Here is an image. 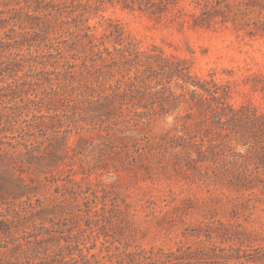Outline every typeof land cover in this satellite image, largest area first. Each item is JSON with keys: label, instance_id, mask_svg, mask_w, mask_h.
Returning a JSON list of instances; mask_svg holds the SVG:
<instances>
[{"label": "trees", "instance_id": "16d2710c", "mask_svg": "<svg viewBox=\"0 0 264 264\" xmlns=\"http://www.w3.org/2000/svg\"><path fill=\"white\" fill-rule=\"evenodd\" d=\"M109 5L180 28L232 24L252 37L264 36V0H0V264L264 262V233L233 223L206 222L191 235L196 246L181 243L168 251L131 250V244L113 250L107 245L110 234L102 231L106 254L91 252L97 244L83 247L73 234L63 244L41 231L57 225L55 217L66 205L80 208L79 197L87 211L99 213L100 204L105 210L106 193L91 190L33 201L47 187L31 175L33 167L52 184L72 183L54 173L51 163L60 165L74 152L73 135L85 140L84 150L100 141L98 150L109 157L124 151L137 162L158 155L177 167L181 159L207 182L264 192V113L232 103L231 83L218 80L216 72L200 75L187 57L155 43L143 47L103 16ZM95 18L105 25L101 34L91 23ZM170 116L176 125L185 120L183 135L153 136L150 129ZM86 133L93 134L92 142ZM124 203L130 212L132 205Z\"/></svg>", "mask_w": 264, "mask_h": 264}, {"label": "rangeland", "instance_id": "374dc122", "mask_svg": "<svg viewBox=\"0 0 264 264\" xmlns=\"http://www.w3.org/2000/svg\"><path fill=\"white\" fill-rule=\"evenodd\" d=\"M102 14L121 24L126 33L141 42L143 47L155 43L169 53L187 57L192 60L194 71L200 75L208 77L210 72H216L218 80L231 83L232 103L264 113V36L252 37L236 30L232 24L227 27L216 25L211 29L180 28L169 21L159 23L139 12L124 10L120 5H109ZM91 23L97 25L99 34L104 32L101 18H95ZM20 106L24 107L25 103H20ZM23 112L25 126L29 118L27 110ZM180 115L183 116L184 112ZM184 121L180 118L176 125L174 117L170 116L165 122L153 126L150 132L153 136L167 132L183 135ZM92 136L84 134L89 142L93 141ZM9 141L3 139V142ZM70 143L74 152L60 165L51 163V169L60 178L72 183L59 181L52 184L44 180L45 175L35 174L33 167L31 175L39 177L47 185L33 201L38 198L43 201L61 198L59 192H65L71 198L76 191L82 194L86 190L96 192L98 196L106 193L107 201L105 210L100 204L96 208L99 213H95L87 211L83 197H79L80 208L66 205L63 215L55 217L57 225L54 228L47 223L51 231L41 229L49 232L48 237L55 236L63 244L64 239L73 234L83 247H91L95 242L97 249L91 252L106 254V249L102 248V242L106 240L103 231L110 234L107 245L113 250L115 245L124 248V245L131 244V250L141 246L168 251L176 249L181 243L196 246L198 239L191 235L209 221L233 223L235 227L244 225L264 233V192H237L207 182L188 171L181 159L179 167L163 161L158 155L133 162L126 159L124 151L117 158L100 153V141H95V146L90 145L87 150H84L86 142L82 137L73 135ZM238 151L245 153L243 148ZM37 165L45 168L43 161ZM62 184L68 187L59 189L58 185ZM124 201L132 205L130 212ZM24 235L23 231L19 232V236ZM28 237L34 240L33 235ZM230 245L226 243L224 246ZM260 253L264 254V249H260Z\"/></svg>", "mask_w": 264, "mask_h": 264}]
</instances>
